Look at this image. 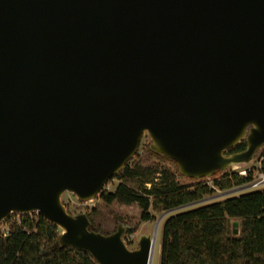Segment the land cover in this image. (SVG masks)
<instances>
[{"label": "water", "instance_id": "95a60500", "mask_svg": "<svg viewBox=\"0 0 264 264\" xmlns=\"http://www.w3.org/2000/svg\"><path fill=\"white\" fill-rule=\"evenodd\" d=\"M145 135L194 182L251 161L264 146V0H0V223L34 214L60 249L149 264L150 237L129 250L122 225L94 232L61 202L99 197Z\"/></svg>", "mask_w": 264, "mask_h": 264}, {"label": "trees", "instance_id": "16d2710c", "mask_svg": "<svg viewBox=\"0 0 264 264\" xmlns=\"http://www.w3.org/2000/svg\"><path fill=\"white\" fill-rule=\"evenodd\" d=\"M245 150L243 141L225 155ZM147 156L169 167L155 171L143 167L139 161H130L114 178L118 181L115 191L100 193L102 204H135L142 211L141 221L150 222L153 220L150 211L167 213L201 202L216 191L242 187L253 180L250 172L246 176L224 173L218 178L216 173L210 184L185 179L189 183L180 185L178 178H184L178 175L174 162L149 151ZM136 158L137 155L133 159ZM147 185L151 186L148 190L144 187ZM88 219L90 230L101 233ZM234 222H238L237 228H233ZM59 235L56 227L34 214L19 217L17 223L9 226L5 237L0 235V264H96L87 254L60 249ZM159 264H264V190L168 218L161 231Z\"/></svg>", "mask_w": 264, "mask_h": 264}, {"label": "rangeland", "instance_id": "374dc122", "mask_svg": "<svg viewBox=\"0 0 264 264\" xmlns=\"http://www.w3.org/2000/svg\"><path fill=\"white\" fill-rule=\"evenodd\" d=\"M150 140L148 136H144L139 144L138 151L136 153L137 158L131 161L143 163V167L147 169L159 171L162 167H169L168 164H160L156 160L151 159L147 156L149 151ZM264 147V146H263ZM263 147L252 157L251 161L245 165H239L231 167L225 173H239L250 172L252 176V182L242 187L233 188L228 191H216L211 197L205 198L203 201L175 209L170 212L162 214H154L150 211V215L153 220L147 223L141 221V209L137 205L132 204L130 206H122L118 204H112L105 206L97 197L95 200L89 203H79L77 199L69 193H64L61 197V202L72 216L85 214L88 216L93 224L98 227L102 234L109 235L115 232L118 225H122L125 228V234L123 236V242L129 250L137 248V243L141 237H150L153 241L152 251L150 255L149 264H159L160 250H161V231L164 222L179 213L194 210L200 207H204L210 204L221 202L231 198H237L241 195L264 190V183L258 184V187L252 188L253 184L259 183L261 177H264V150ZM150 152V151H149ZM146 161V162H145ZM160 164V165H159ZM224 173H219L216 178L220 177ZM216 175V174H215ZM214 175V176H215ZM213 176V177H214ZM209 179L207 183L210 184ZM180 185L188 184L185 179H179ZM118 185V181L112 179L103 188V191L114 192ZM148 190L151 188L150 185L144 186ZM32 215V214H31ZM10 219V220H9ZM9 221L0 223V232L5 231L9 228L10 224L17 219V216L10 215ZM237 223L238 222H234ZM237 228V227H236ZM60 232V231H59ZM130 235V236H129Z\"/></svg>", "mask_w": 264, "mask_h": 264}, {"label": "built area", "instance_id": "2783aa9c", "mask_svg": "<svg viewBox=\"0 0 264 264\" xmlns=\"http://www.w3.org/2000/svg\"><path fill=\"white\" fill-rule=\"evenodd\" d=\"M263 150H264V147H263ZM264 154V153H263ZM264 156V155H263ZM248 173V172H247ZM246 172H244V173H239L240 174V176H246V174H247ZM264 183V177H261V180L259 181V183H257V184H253L251 187L252 188H256V187H258V184H263ZM12 216L13 215H15V216H17V219L16 220H14L11 224H13V223H17L18 222V218L19 217H22V216H30V215H18V214H11ZM10 217V216H9ZM9 219V218H8ZM6 220V221H4L5 223L7 222V221H9V220ZM10 224V225H11ZM8 229L9 228H7V229H5V231H2V232H0V235L1 236H3V237H5L6 236V234H7V232H8Z\"/></svg>", "mask_w": 264, "mask_h": 264}, {"label": "flooded vegetation", "instance_id": "af4514ba", "mask_svg": "<svg viewBox=\"0 0 264 264\" xmlns=\"http://www.w3.org/2000/svg\"><path fill=\"white\" fill-rule=\"evenodd\" d=\"M143 223H147V222H143ZM130 236V235H129ZM139 242V241H138ZM137 245H138V243H137Z\"/></svg>", "mask_w": 264, "mask_h": 264}, {"label": "bare ground", "instance_id": "6f19581e", "mask_svg": "<svg viewBox=\"0 0 264 264\" xmlns=\"http://www.w3.org/2000/svg\"><path fill=\"white\" fill-rule=\"evenodd\" d=\"M153 244V243H152ZM150 261V260H149Z\"/></svg>", "mask_w": 264, "mask_h": 264}]
</instances>
